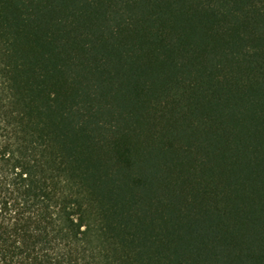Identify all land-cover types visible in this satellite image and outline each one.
I'll return each mask as SVG.
<instances>
[{
  "label": "trees",
  "instance_id": "trees-1",
  "mask_svg": "<svg viewBox=\"0 0 264 264\" xmlns=\"http://www.w3.org/2000/svg\"><path fill=\"white\" fill-rule=\"evenodd\" d=\"M0 264H264V0H0Z\"/></svg>",
  "mask_w": 264,
  "mask_h": 264
}]
</instances>
